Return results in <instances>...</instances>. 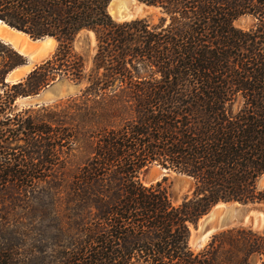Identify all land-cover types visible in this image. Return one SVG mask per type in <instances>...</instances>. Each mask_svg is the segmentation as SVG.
<instances>
[{
  "label": "trees",
  "instance_id": "16d2710c",
  "mask_svg": "<svg viewBox=\"0 0 264 264\" xmlns=\"http://www.w3.org/2000/svg\"><path fill=\"white\" fill-rule=\"evenodd\" d=\"M140 1L161 9L158 24L116 21L111 0H0L1 20L59 41L8 82L27 58L0 39V185L17 181L33 195L28 187L58 180L52 199L80 233L65 264H264V234L249 226L215 233L198 252L190 245L191 226L217 204L264 203V0ZM244 15L261 27L235 26ZM85 30L99 43L91 73L74 47ZM64 77L88 82L81 96L15 112L19 98ZM238 96L245 103L235 111ZM92 133L93 156L77 175L8 161L16 149L49 161ZM154 162L192 178V196L176 205L161 183L144 184L140 173Z\"/></svg>",
  "mask_w": 264,
  "mask_h": 264
},
{
  "label": "rangeland",
  "instance_id": "374dc122",
  "mask_svg": "<svg viewBox=\"0 0 264 264\" xmlns=\"http://www.w3.org/2000/svg\"><path fill=\"white\" fill-rule=\"evenodd\" d=\"M117 6L119 12L124 11L127 13L124 17L118 18L111 12L110 4L109 12L118 22L146 18L152 24H158L163 16L160 8L137 0H120ZM260 24L253 15H244L235 21V26L246 31L256 30ZM263 27L262 30L264 31ZM56 41L57 43L49 53V56L47 55L41 60L34 61L19 71L28 73L36 65L43 63V60L52 57L59 47V41ZM98 46V39L93 30L82 31L75 39V50L84 57L86 72L88 73H91L94 68ZM67 84L71 85V87L67 88L68 92L66 90L55 99L41 104H37L34 101V96L19 98L14 107L15 112L26 109L38 110L44 105L57 108L56 104L60 103V101H64L71 96H81L88 82L77 83L64 77L51 83L50 85H53V88L49 87V90ZM244 103L242 96H238L233 101L232 106L235 111H238ZM61 108H63V105L58 106V109ZM12 117L9 116V118ZM29 117L33 116L30 114L23 116L24 119ZM10 122L15 124L13 120ZM95 136H97L96 133L88 134L87 137L89 138L87 141L76 144L70 143L63 148L59 147L60 150L54 152L49 161L43 159V156L37 155V152L29 155L21 152L20 149L14 150L13 155H10L13 160L8 159V161L22 166L30 164L56 168L66 167L71 170L72 174L75 173L77 175L93 156L92 144L88 142L90 140L96 141L95 139L97 138ZM8 140L11 139L9 138ZM52 141L55 142V138H52ZM17 142L20 145L26 144V135L22 134ZM14 156L17 160H14ZM0 157H3V155H0ZM5 162V158L0 159V166H5ZM140 179L148 186L161 183L170 199L176 205L181 204L187 197L192 196L194 189L192 178L177 171L166 169L157 162L143 168L140 173ZM57 181V179L50 182L39 181L36 187H28V191H35L33 195L30 194L31 192L26 193V191L22 190L20 183L17 181L0 185V264H65L76 253L74 241L80 233L73 229L71 218L63 215L64 211L60 206V202L56 203L52 199V195L54 193L58 194V191L62 189ZM67 183L70 184L69 182ZM14 184L19 185L18 189ZM58 187L60 188L58 189ZM259 187L261 189L264 188V177L260 179ZM214 211H216V214L212 216ZM211 220H214L218 225L211 231L205 232L204 224ZM237 226H249L264 234V203L221 202L213 207L197 225L191 226L190 245L194 251L198 252L208 244L215 233Z\"/></svg>",
  "mask_w": 264,
  "mask_h": 264
},
{
  "label": "water",
  "instance_id": "95a60500",
  "mask_svg": "<svg viewBox=\"0 0 264 264\" xmlns=\"http://www.w3.org/2000/svg\"><path fill=\"white\" fill-rule=\"evenodd\" d=\"M112 1L113 0H111L110 4L112 3ZM137 1L144 3L140 0H137ZM110 4H109V7H110ZM144 4H146V3H144ZM0 23L7 25L11 30L25 34L28 37L27 39H23V38L14 36L11 33H10V35H7L5 38L0 36L1 40L10 43L14 48H16L20 53H22L27 58V63L25 65H29L31 62H34V59H36L38 54L41 52L42 45L40 42H42L47 37H51V36H45L42 38H34L30 34L26 33L25 31L20 30L16 27H13L1 19H0ZM47 59L43 60L42 62L46 61ZM21 67H23V66H20V67L14 69L13 71H11L9 73V75L7 77L8 82H17V81L23 80L25 77L28 76V74L32 70H34L37 67V65L28 73H24L22 71H19V68H21ZM53 85H55V84H53ZM53 85L52 86L49 85L48 88H45L40 93L34 95V101L37 104H41V103L46 102L48 100H53L57 96H59L60 94L64 93L67 90V88L71 87L70 84H67V85H61L60 87H57L53 90L52 89L49 90V87L53 88ZM66 92H68V90ZM29 97H31V96H29ZM217 225H218V223H216L214 220L208 221L204 224V230H205V232L211 231L212 230L211 228L213 226L217 227Z\"/></svg>",
  "mask_w": 264,
  "mask_h": 264
},
{
  "label": "bare ground",
  "instance_id": "6f19581e",
  "mask_svg": "<svg viewBox=\"0 0 264 264\" xmlns=\"http://www.w3.org/2000/svg\"><path fill=\"white\" fill-rule=\"evenodd\" d=\"M113 1H112L113 3H111V7H110L111 8V12L114 15H116L118 18L119 17L120 18L124 17V15H126L127 13L124 12V11H122V12L118 11V6L117 5L119 4L120 0H113ZM10 33L13 34L14 36H17V37H20V38H23V39H27L28 38L25 34L17 32V31H14V30H11L7 25H4V24L0 23V36L5 38L7 35H10ZM56 40L57 39L54 38V37H47L42 42H40L41 45H42V50L38 54L36 59H34V61L41 60V59L45 58L47 55L49 56V53L53 50L55 44L57 43ZM25 66L26 65H24L23 67H25ZM23 67L19 68V70L22 69ZM215 214H216V211L213 212L212 216H214ZM213 227L211 229L216 228V227H214V228Z\"/></svg>",
  "mask_w": 264,
  "mask_h": 264
}]
</instances>
